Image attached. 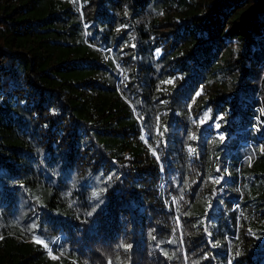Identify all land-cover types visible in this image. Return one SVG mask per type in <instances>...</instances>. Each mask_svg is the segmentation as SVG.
<instances>
[{
    "label": "trees",
    "instance_id": "1",
    "mask_svg": "<svg viewBox=\"0 0 264 264\" xmlns=\"http://www.w3.org/2000/svg\"><path fill=\"white\" fill-rule=\"evenodd\" d=\"M0 264H264V0H0Z\"/></svg>",
    "mask_w": 264,
    "mask_h": 264
},
{
    "label": "rangeland",
    "instance_id": "2",
    "mask_svg": "<svg viewBox=\"0 0 264 264\" xmlns=\"http://www.w3.org/2000/svg\"><path fill=\"white\" fill-rule=\"evenodd\" d=\"M165 182L164 181H162L161 182V185H160V187L163 189L164 187H165ZM154 191H156L155 189H154ZM163 192H165V190H163ZM165 206L167 207V208H169V207H171V206H174L175 208L177 207V199H176V197L175 196H172V195H166V196H164V200H163V205H162V207H164L165 208ZM153 210H154V213H153V215L154 216H156V217H158V215H160V210H159V208L157 207V205H155L154 207H153ZM116 216V215H115ZM103 225V224H102ZM99 226V229L100 230H103V226ZM111 225V224H110ZM98 227V226H97ZM106 231H108V232H111V233H114V232H118L121 228L120 227H118V226H114V225H111V226H109V225H105V228H104ZM36 238H41V239H43V241L49 246V248H50V250H51V248H52V245H51V243L50 242H48V240H46V239H44V238H42V237H37V236H35ZM33 238H31V239H29V240H32Z\"/></svg>",
    "mask_w": 264,
    "mask_h": 264
},
{
    "label": "snow or ice",
    "instance_id": "3",
    "mask_svg": "<svg viewBox=\"0 0 264 264\" xmlns=\"http://www.w3.org/2000/svg\"><path fill=\"white\" fill-rule=\"evenodd\" d=\"M167 83H172V81H168ZM217 128H219V125H217ZM167 129H165V131H166ZM160 135H163V133H160ZM220 140L221 141H224L225 140V137H224V135H220ZM193 139H195V137H193ZM218 171H219V169H217ZM109 179H111V177H109ZM221 181H220V179H217L216 180V183L217 184H219ZM94 195H96L95 193H94ZM100 203H103V201H101ZM93 213H89V215H92ZM33 240H34V242L35 243H37V244H43V241L42 240H40V239H38V238H36V237H33ZM129 248L131 247V245H129L128 246ZM236 255L238 256L239 255V252H237L236 253Z\"/></svg>",
    "mask_w": 264,
    "mask_h": 264
}]
</instances>
